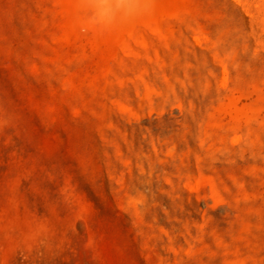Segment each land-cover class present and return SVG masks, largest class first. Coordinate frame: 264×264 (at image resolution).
Instances as JSON below:
<instances>
[{"label": "rangeland", "instance_id": "rangeland-1", "mask_svg": "<svg viewBox=\"0 0 264 264\" xmlns=\"http://www.w3.org/2000/svg\"><path fill=\"white\" fill-rule=\"evenodd\" d=\"M0 0V264H264V0Z\"/></svg>", "mask_w": 264, "mask_h": 264}, {"label": "clouds", "instance_id": "clouds-1", "mask_svg": "<svg viewBox=\"0 0 264 264\" xmlns=\"http://www.w3.org/2000/svg\"><path fill=\"white\" fill-rule=\"evenodd\" d=\"M151 2L152 0H86L90 11L82 30L88 31L90 27L109 29L117 22L129 20L147 12Z\"/></svg>", "mask_w": 264, "mask_h": 264}]
</instances>
